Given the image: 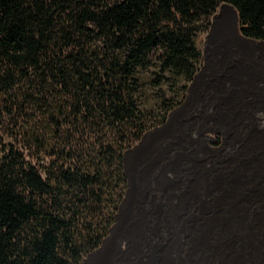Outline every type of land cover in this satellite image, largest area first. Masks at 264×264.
<instances>
[{
	"label": "trees",
	"instance_id": "16d2710c",
	"mask_svg": "<svg viewBox=\"0 0 264 264\" xmlns=\"http://www.w3.org/2000/svg\"><path fill=\"white\" fill-rule=\"evenodd\" d=\"M223 2L264 40V0H0V264L101 246L124 153L182 101Z\"/></svg>",
	"mask_w": 264,
	"mask_h": 264
},
{
	"label": "rangeland",
	"instance_id": "374dc122",
	"mask_svg": "<svg viewBox=\"0 0 264 264\" xmlns=\"http://www.w3.org/2000/svg\"><path fill=\"white\" fill-rule=\"evenodd\" d=\"M209 29L182 101L135 144L112 243L86 264H264V48Z\"/></svg>",
	"mask_w": 264,
	"mask_h": 264
},
{
	"label": "water",
	"instance_id": "95a60500",
	"mask_svg": "<svg viewBox=\"0 0 264 264\" xmlns=\"http://www.w3.org/2000/svg\"><path fill=\"white\" fill-rule=\"evenodd\" d=\"M237 14V18L239 20V16H238V12L236 10V8L232 5V4H229V3H226V2H223L219 5V12L218 13H214L212 16H211V23H210V29H209V32H208V39L209 40H215L217 38L220 37V34L225 32L226 28L228 27V25L231 23L230 21L232 20L233 16ZM230 18H229V17ZM223 31H222V30ZM234 39V38H232ZM240 40H238L237 44L238 46L246 49V50H252L254 48H258V49H261V48H264V40H257L255 38H249V37H246V36H242L241 35V38H239ZM236 40V39H235ZM249 42L250 44L251 43H256L257 45L259 46H251L249 45ZM149 132H147L141 140H143L147 134ZM138 148V145H135L134 147L128 149L127 151H125L124 153V157H123V165H124V174L127 178V181H128V187H127V190H126V194H125V197L123 198L120 206H119V209H118V212L116 213L115 215V224L110 228V231H109V235L102 241V244L100 247H98L97 249H95L93 252H91L88 257L92 256V255H95L96 253H101V252H104L106 249H107V244L109 242H111L113 240V233H114V230L116 229L117 227V221L120 217V214H121V211L123 210V207L125 206L127 200H128V197L130 196V193H131V178L128 174V166H129V162H130V157L131 155L133 154V152ZM112 243V242H111ZM87 260L85 259L84 260V263L86 264Z\"/></svg>",
	"mask_w": 264,
	"mask_h": 264
},
{
	"label": "bare ground",
	"instance_id": "6f19581e",
	"mask_svg": "<svg viewBox=\"0 0 264 264\" xmlns=\"http://www.w3.org/2000/svg\"><path fill=\"white\" fill-rule=\"evenodd\" d=\"M230 22L231 23L228 25V27L226 28L225 32L220 34V40L226 41V40H229L230 38L231 39L234 38L238 42V40H240L239 38H241V34H240V27H239V23H238L237 14H235L233 16V18H232V20ZM249 45H251L253 47L259 46L256 43H251L250 44V42H249Z\"/></svg>",
	"mask_w": 264,
	"mask_h": 264
}]
</instances>
